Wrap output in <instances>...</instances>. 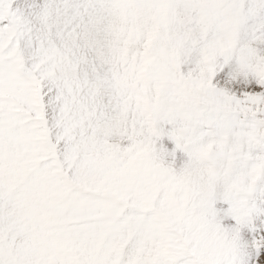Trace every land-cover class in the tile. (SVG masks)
<instances>
[{"label": "snow or ice", "instance_id": "6c2138e0", "mask_svg": "<svg viewBox=\"0 0 264 264\" xmlns=\"http://www.w3.org/2000/svg\"><path fill=\"white\" fill-rule=\"evenodd\" d=\"M0 264H264V0H0Z\"/></svg>", "mask_w": 264, "mask_h": 264}]
</instances>
